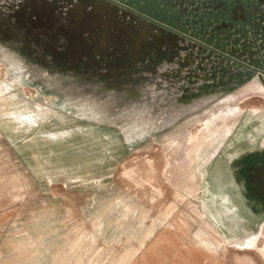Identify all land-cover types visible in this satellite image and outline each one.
Masks as SVG:
<instances>
[{
	"label": "rangeland",
	"instance_id": "1",
	"mask_svg": "<svg viewBox=\"0 0 264 264\" xmlns=\"http://www.w3.org/2000/svg\"><path fill=\"white\" fill-rule=\"evenodd\" d=\"M9 1L0 0V11ZM12 31L0 35V217H6L0 220V264H116L141 242L148 247L173 230L170 225L185 236L174 240L197 246L202 201L209 217L222 223L212 208L214 182L242 188L233 175L239 157L225 151L208 165L203 187L210 192L200 190L197 198V155L228 130L225 119L210 132L215 102H232L229 96L243 90L258 93L263 53L256 50L259 60L249 64L232 60L236 72L217 58L207 60L197 91L177 103L183 94L166 91L170 82L161 77L165 59L153 55L138 71H128L123 61L114 74L103 61L64 71L18 34L9 36ZM252 114L264 124L263 112ZM244 115L247 120L248 111ZM226 159L230 165L220 167ZM221 217L238 224L230 214ZM244 218L254 231L233 228L234 235L242 231L227 239L235 246L233 264H264V237H251L262 226Z\"/></svg>",
	"mask_w": 264,
	"mask_h": 264
},
{
	"label": "flooded vegetation",
	"instance_id": "2",
	"mask_svg": "<svg viewBox=\"0 0 264 264\" xmlns=\"http://www.w3.org/2000/svg\"><path fill=\"white\" fill-rule=\"evenodd\" d=\"M108 1L166 30L169 43L178 45L167 46L166 50L154 55L158 60H167L165 63L169 66H164V79L170 84L165 90L183 94L178 96L177 103H187L197 91V81L203 77L201 71L208 67L207 60L217 58L224 63L234 60L249 64L259 60L258 53L264 54V0ZM256 78L264 86V75L257 74ZM259 162H264L262 155L239 159L233 175L238 173L236 185L242 188H224L235 197L239 215L254 217L262 224L264 166L258 168Z\"/></svg>",
	"mask_w": 264,
	"mask_h": 264
},
{
	"label": "water",
	"instance_id": "3",
	"mask_svg": "<svg viewBox=\"0 0 264 264\" xmlns=\"http://www.w3.org/2000/svg\"><path fill=\"white\" fill-rule=\"evenodd\" d=\"M4 8L0 35L12 29L9 36L18 34V41L32 45L59 70L78 71L103 61L107 72L114 74L126 61L132 71L167 46H178L169 43L166 30L108 0H12ZM223 66L230 72L237 69L232 61Z\"/></svg>",
	"mask_w": 264,
	"mask_h": 264
},
{
	"label": "crops",
	"instance_id": "4",
	"mask_svg": "<svg viewBox=\"0 0 264 264\" xmlns=\"http://www.w3.org/2000/svg\"><path fill=\"white\" fill-rule=\"evenodd\" d=\"M233 72H236V69H233ZM257 95L259 96L257 97ZM229 97L234 101L215 102V109L210 108L211 114L212 111L216 112L210 119L216 120L213 123V120L211 121L209 127L210 132L212 133L214 127H221L225 123V119V124L229 125V127L226 131L225 137H220V142L216 143L213 149L201 150L199 151V157L197 155V198L198 191L201 190L204 194L205 190L208 189L205 186L203 187V182L207 176L206 167L215 159L223 156L225 151L231 150L232 152H235L236 155L233 153H231L233 155H230L232 157H239V159L255 155H262L264 158V134H259L257 131L258 129L264 128V124L259 117L252 114L255 110L264 113L263 86H260L258 93L243 90L238 94H232ZM212 98L213 96L209 97V100ZM257 98L261 100L255 101ZM199 107H201L200 104ZM244 110L248 111L249 116L247 120L244 118ZM232 112L233 115L230 116V113ZM228 116L230 117L228 118ZM218 135H221V132ZM219 145H221V147L219 151H217ZM224 161L219 163L220 167L224 165L228 166V160L226 159ZM263 166L264 162L258 163V168ZM215 170L216 171L214 172L217 173L218 168ZM218 187V184L214 182V188L216 191L213 192V196L216 200L213 203V206H211L213 209L215 208V212L218 214V217L216 218L222 223L216 224L214 219L209 217L204 209L205 201H202V204L199 205V208L201 209L199 222H202V224L197 225V246L192 244L183 246L178 240H174L176 238L183 239L185 236H183L181 231L177 230L176 226L170 225L173 230L164 231L163 235L158 236L148 247L145 246L146 241L141 242L139 248L135 249V251L130 250L131 253L126 255L125 258H121L116 264H233L235 246L229 244L227 239L233 238L238 232L242 233V231L237 230V233L234 235L233 228L240 226L248 231L254 230L247 226L249 220L244 218L243 214L239 215L240 212L238 213V207L236 206L237 203H235L229 190H226L223 187ZM226 213L234 216L231 218H236L237 221H235V223H238L236 226L232 227L231 225H227V220L229 219H227V217H221L227 215ZM5 218L6 217H0V220H4ZM262 224L259 223L257 225L258 229ZM222 226L225 230H222ZM153 233L154 229L150 230L148 238L152 237ZM164 249L167 250V253L163 251Z\"/></svg>",
	"mask_w": 264,
	"mask_h": 264
},
{
	"label": "bare ground",
	"instance_id": "5",
	"mask_svg": "<svg viewBox=\"0 0 264 264\" xmlns=\"http://www.w3.org/2000/svg\"><path fill=\"white\" fill-rule=\"evenodd\" d=\"M264 88V87H263ZM240 138V137H239ZM239 141V140H238ZM230 148V147H229ZM209 192V191H208ZM205 193V192H204ZM161 201V200H160ZM155 202V201H154ZM215 201H213V203H214ZM155 204V203H154ZM160 205V204H159ZM154 206V205H153ZM155 207H157V205L155 206ZM157 210V209H156ZM210 211L213 213V210L212 209H210ZM163 221H164V219H163ZM165 223V222H164ZM162 224V223H161ZM262 227L259 229L261 232H259V233H257V234H255V236L253 237V234H252V238H253V240H255V241H253V242H256L258 239H259V237H264V232L262 231V230H264V223L261 225ZM239 228H241L240 226H239ZM251 235V234H250ZM261 252L264 254V244H263V246H261Z\"/></svg>",
	"mask_w": 264,
	"mask_h": 264
},
{
	"label": "built area",
	"instance_id": "6",
	"mask_svg": "<svg viewBox=\"0 0 264 264\" xmlns=\"http://www.w3.org/2000/svg\"><path fill=\"white\" fill-rule=\"evenodd\" d=\"M264 79V78H263ZM264 84V83H263ZM264 87V86H263Z\"/></svg>",
	"mask_w": 264,
	"mask_h": 264
}]
</instances>
